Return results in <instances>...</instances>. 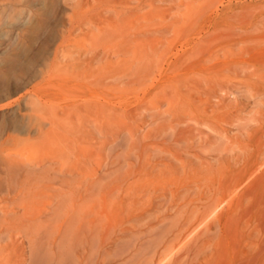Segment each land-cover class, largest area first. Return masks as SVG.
Returning a JSON list of instances; mask_svg holds the SVG:
<instances>
[{
    "label": "rangeland",
    "instance_id": "rangeland-1",
    "mask_svg": "<svg viewBox=\"0 0 264 264\" xmlns=\"http://www.w3.org/2000/svg\"><path fill=\"white\" fill-rule=\"evenodd\" d=\"M0 264H264V0H0Z\"/></svg>",
    "mask_w": 264,
    "mask_h": 264
},
{
    "label": "bare ground",
    "instance_id": "bare-ground-1",
    "mask_svg": "<svg viewBox=\"0 0 264 264\" xmlns=\"http://www.w3.org/2000/svg\"><path fill=\"white\" fill-rule=\"evenodd\" d=\"M149 74H147L146 72H144V73H142V75H140V74H138V73H133L132 74V79H133V81L134 82H137V81H139L140 80V78L143 76V78H147V76H148ZM145 76V77H144ZM142 79V78H141ZM91 87V86H90ZM100 100V99H99ZM105 133V132H104Z\"/></svg>",
    "mask_w": 264,
    "mask_h": 264
},
{
    "label": "crops",
    "instance_id": "crops-1",
    "mask_svg": "<svg viewBox=\"0 0 264 264\" xmlns=\"http://www.w3.org/2000/svg\"><path fill=\"white\" fill-rule=\"evenodd\" d=\"M248 27H251V25H247ZM243 27H245V26H243ZM257 31H261V27H258L257 29H256Z\"/></svg>",
    "mask_w": 264,
    "mask_h": 264
}]
</instances>
